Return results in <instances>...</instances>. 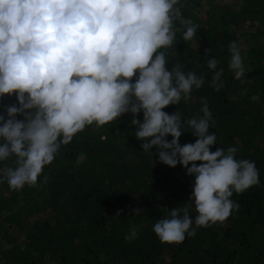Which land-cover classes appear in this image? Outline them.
Instances as JSON below:
<instances>
[{"label":"clouds","instance_id":"9594fccd","mask_svg":"<svg viewBox=\"0 0 264 264\" xmlns=\"http://www.w3.org/2000/svg\"><path fill=\"white\" fill-rule=\"evenodd\" d=\"M183 7L181 0H0V182L12 191L36 187L78 133L131 113L141 150L194 177L187 202L152 226L160 243L181 244L198 228L224 225L238 212L233 194L260 184L255 161L238 158L235 146L212 150L216 121L206 97L187 118L178 108L165 110L187 103L206 81L188 69L191 59L168 67L177 34L186 43L200 27L184 17ZM227 50L228 70L244 83L237 41ZM210 52L204 53L208 83L219 92L223 69ZM186 132L195 140L181 144ZM137 238L136 227L124 236L129 243Z\"/></svg>","mask_w":264,"mask_h":264},{"label":"trees","instance_id":"16d2710c","mask_svg":"<svg viewBox=\"0 0 264 264\" xmlns=\"http://www.w3.org/2000/svg\"><path fill=\"white\" fill-rule=\"evenodd\" d=\"M199 1L210 4L181 0L184 17L200 27L186 43L177 34L176 46L168 50V67L191 59L188 69L206 81L187 103L165 110L178 108L187 118L206 97L216 121L210 128L217 135L212 150L237 147L238 158L255 161L260 184L233 194L240 208L224 225L198 228L181 244L160 243L152 226L187 202L194 177L182 166L169 167L142 151L131 113L125 114L99 129L87 127L62 146L36 187L12 191L0 182V240L9 245H0V264H264V0H240L241 18L233 12L229 19L215 21L191 10ZM233 40L245 48L244 83L228 70L227 46ZM208 48V55L220 61L217 70L223 69L225 87L219 92L209 87ZM254 94H259L258 102L250 99ZM194 140L186 132L180 143ZM129 201L141 212H120ZM132 227L138 238L129 243L124 236Z\"/></svg>","mask_w":264,"mask_h":264},{"label":"rangeland","instance_id":"374dc122","mask_svg":"<svg viewBox=\"0 0 264 264\" xmlns=\"http://www.w3.org/2000/svg\"><path fill=\"white\" fill-rule=\"evenodd\" d=\"M207 4V1H199V3L191 5V10L196 12L198 15H204L206 19H210V21H215L219 19L221 16L226 17L229 19L233 15H231L233 12L235 16L241 18V9L243 7H236L239 5L240 0H209ZM229 3H232L233 6L230 8ZM242 21V20H240ZM239 21V22H240ZM238 26H241L238 24ZM238 29H241L238 27ZM238 45L241 48V54L244 56V65H247V57L245 56V48L238 43ZM133 203L134 201H129L127 204L121 208L120 212H129L133 209ZM117 211V210H116ZM4 240H0V245L2 246H9L7 243H3Z\"/></svg>","mask_w":264,"mask_h":264}]
</instances>
